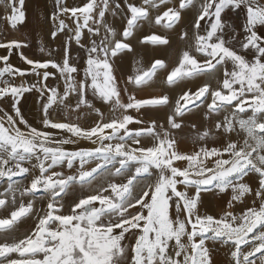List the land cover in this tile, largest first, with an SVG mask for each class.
I'll return each mask as SVG.
<instances>
[{
	"label": "snow or ice",
	"instance_id": "1",
	"mask_svg": "<svg viewBox=\"0 0 264 264\" xmlns=\"http://www.w3.org/2000/svg\"><path fill=\"white\" fill-rule=\"evenodd\" d=\"M25 2L0 0L5 5L4 19L13 30L26 21ZM169 2L123 0L122 5L119 0H84L68 7L64 0H55L51 36L67 35L59 60L51 58L54 50L47 51L49 59L29 58L22 51L27 47L23 40L0 41V49L6 52L0 55V101L10 100L14 113L0 108V180L6 183L0 191V210L6 213L0 215V264H212L208 241L230 249V264H264V0H200L198 6L194 0H175L172 6ZM193 8L192 44L182 51L167 83L219 69L222 80L215 90L205 84L194 92L184 91L167 117L166 128L147 121L143 110L167 105L169 97L137 98L128 89V85L148 84L158 70L166 68L165 62L156 59L147 70L128 75L121 88L115 59L133 51L128 39L141 21L149 20L151 10L157 13L155 25L172 29L182 13ZM109 14L124 21L120 33L108 22ZM229 14L239 20L235 27ZM187 36L184 31L180 39ZM73 42L84 53L83 63L80 57L73 62ZM141 43L167 45L169 41L150 34ZM40 51L45 53V48ZM14 53L27 68L11 63ZM27 76L34 82L25 84ZM17 78L20 83L14 82ZM50 79L57 81L55 86ZM33 91L41 101L39 128L24 118L18 106L23 95ZM209 96L207 116L231 109L215 129L243 132L242 142L181 151L172 133L182 127L177 118ZM96 99L110 106V118L95 107ZM85 109L97 115L88 128L78 123ZM132 124L145 126L131 128ZM208 136V131L198 132L196 140ZM144 138L152 143L146 146ZM80 140L94 147H65ZM33 160L31 168L24 166ZM77 160L75 175L53 170L62 162L72 168ZM94 161V167L86 168ZM33 169L39 174L33 175ZM101 174L105 182L74 199L65 212L63 197L70 188L90 187ZM29 175L26 186L13 181ZM120 176L124 182L107 179ZM249 176H254L255 188L245 181ZM209 186L231 192L218 217L199 211L201 192ZM40 191L49 197L46 210L34 211L32 199L25 203V198ZM248 196L253 197L251 206L234 213V202L243 203ZM30 216L34 225L17 234L18 224Z\"/></svg>",
	"mask_w": 264,
	"mask_h": 264
},
{
	"label": "rangeland",
	"instance_id": "2",
	"mask_svg": "<svg viewBox=\"0 0 264 264\" xmlns=\"http://www.w3.org/2000/svg\"><path fill=\"white\" fill-rule=\"evenodd\" d=\"M84 0H64V3L68 7H73L77 5H82ZM119 2L123 5V0H119ZM139 4L142 0H136ZM175 0H170L168 6H172ZM194 3L198 6L200 0H194ZM55 0H26L25 2V11H26V21L17 26V29L13 30L10 28L8 22L4 19L6 15L5 5L0 4V41H4L6 39H18L26 42L27 47L23 48L22 51L26 56L36 60H45L49 59L46 55L47 51H53L52 59L59 60L62 51H63V43L67 39L66 33H58L55 39L52 38L51 33L55 30L53 22L50 19L51 13L54 9ZM163 7L160 11H163ZM151 17L149 20H143L139 23V26L134 30V34L132 37L128 39V42L131 44L133 51L124 52L120 54L115 59V75L120 82L121 88L124 87V81L127 76L133 74L137 70H147L151 63L156 59L163 60L166 64L165 69L158 70L153 79L146 85L140 86L136 88L132 85H128L129 93L134 94L137 98H151V97H159L163 95H167L169 97V103L167 105H161L157 107L148 108L144 111V118L147 121L155 120L157 124H164L167 128V117L170 115L175 107V101L179 98V96L187 90L196 91L198 87H201L205 84H208L212 90H215L219 87V82L222 80L220 76L219 69L215 72L209 74H202L198 78H192L189 80L180 81L174 85H169L167 83V75L170 70L178 64L182 51L190 48L193 41V28L192 22L194 20L195 8L192 10H185L182 13V20L175 25L172 29L165 28L160 25H155L154 17L157 14L156 10H151ZM235 27L237 24L235 22V15L229 14V17ZM108 22L112 24V26L117 30L118 33L122 31L124 21L120 16L112 17L110 14L107 17ZM71 24V21H67ZM239 30V29H237ZM264 31V29H261ZM186 31L188 33L187 38L180 39V34ZM150 34H157L163 37H166L169 41L167 45H151L141 43V39ZM117 38H121L119 35ZM88 35L85 32V36L83 38V42H87ZM43 46L45 48V53H41L40 48ZM6 54L4 49H0V55ZM71 55L73 57V62H77L76 58L80 57L79 63H83L84 53L81 49L78 48L77 45L73 42L71 48ZM202 59V57H198ZM11 63L20 68H27L19 58V55L14 53L10 57ZM50 71H54L50 69ZM15 83H20L21 80L17 78ZM23 82L25 84L33 83L34 78L31 76H27L24 78ZM49 83L53 86L56 85L57 81L54 79H50ZM62 83V82H60ZM123 99L126 101L127 96L123 95ZM211 101V97H208V100L205 103L200 104L199 107H190V110L185 112L182 117H178L177 121L182 122L181 129L172 130L174 137L178 141V147L181 151L191 152L192 150H199L201 146L203 147H217L220 148L225 145L229 141H241L244 138V133L233 132V133H224L223 130L215 129V123L218 121H222L225 116H229L231 113V109H224L219 113H213L210 116H207V103ZM95 107L99 108L102 113H104L105 118H110L112 116V112L110 111V106L102 103L100 100H94ZM21 109V112L24 118L35 127H42L40 124L41 118V101L38 94L33 92H27L20 99V104L18 105ZM0 108L4 111H7L10 115L14 116V113L11 110V101L10 100H2L0 101ZM131 111V110H130ZM2 114V113H0ZM135 115L136 113L133 111L132 113ZM56 114H54L55 116ZM62 115V114H61ZM207 116V118H206ZM57 119L60 116H56ZM73 120H76L75 115L71 117ZM97 119V115L94 112H90L85 109L80 116L78 123L80 126L84 128H88L92 125L93 121ZM195 125V127H193ZM145 125H130L131 128H139ZM23 128V125H20ZM59 131V130H53ZM208 131L209 136L205 138L204 141L197 142L196 135L198 132ZM70 135V134H66ZM142 143L150 145L152 143L150 138L142 139ZM66 148L72 150L78 147H94L91 143L86 140H80L76 145H66ZM36 163L33 160L31 163H25L24 166L30 167L31 164ZM95 161L86 165V168L94 167ZM79 168V161L73 162V167L68 168L67 162H62L54 166L55 171L62 172L65 176L67 175H75L77 169ZM33 175H37L38 169L32 170ZM32 176L29 175L27 179L22 176L13 177V181L20 182V186H26L29 184ZM107 179L113 180L115 182H124L125 177H107ZM246 182H249L254 188L256 187V181L254 176H249L244 178ZM105 182V174H101L98 178L92 181L90 187L85 186L81 188L80 185H75L66 195L63 197V201L65 203V212H67L68 204L71 203L74 199L90 194L94 188L98 185ZM4 187H6V183L4 180H0V191H3ZM136 192L140 191V186H137L135 189ZM230 190L224 193L219 192L218 189L209 186L207 190L201 192V202L199 204V211L201 214H210L213 216H219L227 207V201L230 199ZM19 197V193H17ZM28 199H32L34 205V211H38L40 209L46 210V205L48 202V194L43 191L37 192L34 197H26L25 203H27ZM253 197L248 196L245 198L243 203L234 202V208L231 209L234 213L241 212L247 206H251V201ZM6 213L3 210H0V215H4ZM34 216H30L28 218L23 219L17 226V232L22 235L29 228L34 225ZM18 234V233H17ZM210 250L218 249L222 252L223 257L230 264V249L227 246H223L219 243H213L211 241L207 242ZM212 253V252H211Z\"/></svg>",
	"mask_w": 264,
	"mask_h": 264
},
{
	"label": "crops",
	"instance_id": "3",
	"mask_svg": "<svg viewBox=\"0 0 264 264\" xmlns=\"http://www.w3.org/2000/svg\"><path fill=\"white\" fill-rule=\"evenodd\" d=\"M235 22L236 24L239 23V20L235 16ZM220 76L222 78V70L220 71ZM172 214L174 215V208L172 209ZM18 234L20 232H17ZM211 253V259H212V264H229V262L223 257L222 252L218 249H214L213 251L210 250Z\"/></svg>",
	"mask_w": 264,
	"mask_h": 264
}]
</instances>
